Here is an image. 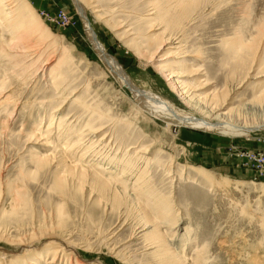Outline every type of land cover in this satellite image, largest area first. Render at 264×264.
I'll return each instance as SVG.
<instances>
[{
	"label": "rangeland",
	"instance_id": "1",
	"mask_svg": "<svg viewBox=\"0 0 264 264\" xmlns=\"http://www.w3.org/2000/svg\"><path fill=\"white\" fill-rule=\"evenodd\" d=\"M11 1L15 16L25 19L19 46L18 40L10 44V34L0 25V257H17L14 264H26L52 247L61 255L56 264H161L160 256L147 250L144 236L135 238L143 224L140 205L163 230L167 220L177 223L188 264H264V164L259 166L251 156L264 153V128L225 137L169 126L145 114L143 104L96 53L77 10L81 3L90 32L138 94L155 95L197 119L256 125L257 116L264 117V0H202L180 20L176 0ZM153 7L161 10L156 21L148 17ZM58 10L67 14L69 26L49 20ZM173 16L174 30L161 19ZM24 20L33 27L26 28ZM166 34L182 40L183 49L179 59L167 64L178 62V72L194 71L177 79L188 84L187 94L152 60L159 56L154 51ZM198 79L208 89L197 91ZM212 92L217 95L211 108L224 105L213 115L227 113L216 120L204 118V96ZM192 93L203 103L191 100ZM60 121L62 127L54 129ZM47 125L53 130L49 137L44 133ZM90 128L101 130L90 144L98 146L105 136L103 146L109 140L110 146L107 142L91 151L87 138L83 140L89 166L105 155L113 157L111 145L125 147L129 142L125 150L144 148L148 164L143 182L157 202L142 195L138 205L126 196L114 202L108 194L100 198L88 186L77 189L69 183L57 188L56 159L76 164L77 150L65 149ZM131 152L126 154L132 157ZM193 169L223 184L217 188L193 180ZM50 258L39 257L36 264H48Z\"/></svg>",
	"mask_w": 264,
	"mask_h": 264
},
{
	"label": "bare ground",
	"instance_id": "2",
	"mask_svg": "<svg viewBox=\"0 0 264 264\" xmlns=\"http://www.w3.org/2000/svg\"><path fill=\"white\" fill-rule=\"evenodd\" d=\"M148 1L152 2L153 0H147V2ZM176 1L178 2L177 4L181 5L180 7H178V5H177V7L179 8L180 11L181 10L182 11L181 12L179 11L180 14L177 15V18L174 17V16H173L174 18L170 19V20H167L165 18H161L162 19V23H164L163 21H165V24H163V25H165V27H166V24H167L168 27L172 26V28H173L174 25L176 24L175 22L177 21V20H175V18L180 20V19H184V17H187L188 15L190 16V10H189V14L186 16V13H188L186 9L191 8V11H192L193 10L192 8H194V10H195V7H197L202 0H176ZM153 2L155 4V0ZM174 3H175V1H174ZM20 6H22V5H20ZM81 7L84 10L83 5H81V3H79L78 6H77V10H78V12H79V14L81 16V20L83 21V23H84V25L86 27L88 38H89L91 44L93 45L94 49L96 50V53L98 54L100 59L103 61V63L107 66V68H109V70H111L113 72V75L117 78L119 83L121 85H123V86L128 87L133 92L134 97L136 96V99L140 102V104H141L140 106H142V104H143V109H144L145 114H147V115H149V116H151L153 118L162 120V121L166 122L167 125H169V126L170 125L171 126L174 125V126H178V127L192 128V129H197V130H201V131H209V132H213L215 134H218V135H221V136H225V137L226 136H229V137L248 136V134L253 129L264 128V117L258 118L260 116H257V121H256L257 124L256 125L255 124L254 125H251V124L248 125L247 123H243V124L241 123V124H237V125L235 124L234 125L233 123L229 124V121H225V122L224 121H219V122H222V123H213L211 121H206L204 119H197L193 115H183L181 112L179 113L172 106H170L167 102H165L164 100H162L161 98H159V97H157L155 95L148 94V93H140V94H138V92H136L137 90L133 89L129 78L121 71V68H119L118 65H116V62L111 57H109L107 55L104 47L99 42H97V40L94 37V35L90 32L89 28L86 25L87 21H86V19L84 17V12H83ZM167 9H164V10H167ZM175 9H176V6H175ZM160 11H157V9L155 7H153V9L151 10V14H149L148 17L149 16H153L154 19H155V18L159 17L160 14L158 12H160ZM168 12H169V10H168ZM24 13H23V15H25ZM27 13H28V11H27ZM191 14H192V12H191ZM168 15H167L166 18H170V17H168ZM146 17H147V15H146ZM160 17H162V16H160ZM23 19H25L24 16H23ZM23 19H22V17H19V14H18V17L15 16L14 1H11V0H0V25H4L3 27H5L6 32L10 34V40H11L10 44H12L13 43L12 41H14V40H18V39L22 40L23 39L22 38L23 35H21V33H20V29H22V25H23ZM151 19H153V18H151ZM154 19L152 21H154ZM156 20L157 19H155V21ZM187 20H188V18H187ZM187 20H186V22H187ZM24 21L27 22V24L25 23L26 28L31 26L30 23H32V22H33L32 24L36 23V19H34L32 22H29V24H28L29 20L28 21L24 20ZM190 22H191V20H190ZM162 23H161V25H162ZM40 25L41 24L38 25L39 29H41ZM157 25H158V22H157ZM36 26H34V27H36ZM31 27H33V26H31ZM175 28H176V26H175ZM175 28H173V30ZM29 29L32 30V28H29ZM34 32H35V30H34ZM28 33H29V30H28ZM31 34H33V33H31ZM172 34H174V33L172 32ZM165 36L166 37L162 38L161 39L162 41L159 42V44L157 45L156 50L154 51L155 53L152 52V53H154V55L155 54H159V56H157L156 59L154 58L152 60H155L154 61L155 63L156 62H160L161 66L160 67L156 66L158 71L162 70L161 72L163 74H166V75L168 73L167 77H165V78H168V80L171 81L172 85H175V84L179 85V89L181 91H183L182 94H184V91H186L185 94H187V92H188V89H187L188 86L187 85L188 84L187 85H183L185 83L182 84L183 81L179 82V80H177V79L184 78L188 74H189L188 76H190L194 71H182V72H180V70H179V72H178V71L175 70L177 68L178 69L180 68L178 62H173V63H171L172 65L167 64L166 61L168 59H172V58L179 59L180 54H182L179 51H182L183 49L180 50V45L182 44V40H179L178 42H176L178 40V38L176 36L168 35V34H166ZM29 37H30V33H29ZM152 37L153 36H150V39ZM134 40H135V38H134ZM6 42H8V41H6ZM19 42L20 41L18 40V43H17L18 46H19ZM22 45H21V47H22ZM235 50H238V49L235 48ZM183 55H184V53H183ZM180 60H182V59H180ZM47 65H49V64H47ZM182 67H183V65H182ZM198 84H199L198 85L199 89L197 91L206 90L209 87V85L207 83H205L204 81H201L200 79H198ZM177 85H175V86H177ZM197 91H193V92H197ZM192 94L188 95V96H191V100L192 99L193 100L194 99H198L197 102L203 103V101H202L203 98H199V96H197L195 94L192 95ZM180 95H181V93H180ZM216 95L217 94H213V92H212L211 94H207L206 96H204V99H206L205 100V103H206L205 104L206 105L205 108L209 110V111L208 110L206 111L207 115H206V117H204L205 119L212 120V117H215V120H216V119H219L220 117H224L227 114V113L226 114H221L219 116L213 115L216 110H218L219 108H220L219 110H221V109H223L222 107L224 106V105H219V106H222V107L218 106V108H217V106H216V108H211V106H212L211 103H213L214 100H216V99H214V98H216ZM141 101H142V103H141ZM208 106H210L211 109ZM214 106H212V107H214ZM57 110H59V109H57ZM239 110L240 109H238V112H239ZM230 112H232V111H230ZM99 119H100V117H99ZM66 120L67 119H63V121H66ZM68 120H69V118H68ZM61 121L58 122V124H56L57 126L54 129L59 130L62 127V122ZM52 126L53 125H51L49 127H52ZM47 127H48V125H47ZM49 127L44 132L46 137H49L51 132L53 131ZM64 127H65V125H64ZM100 132H101L100 129H93V128L87 129L83 133V136L80 134L81 137L80 138L78 137V141L74 140L76 143H74L73 145H70V146H69V144H67L68 146L66 147L65 150H68V152L71 151V150H74V149L77 150L76 154L79 155V156H77L79 159L76 162V164H73V165L66 164L62 159H60V157H59L58 160L56 159V168L57 167L59 168V170L57 171L58 172L57 173L58 176L56 178V186H57V188L63 190L64 186L69 183L71 185H75V186L77 185V187H76L77 189H80V188L83 189L84 187L88 186V188L90 189L91 193H93V192L95 193L96 192L97 194H101V196H99L100 198L103 197L104 194H108V195L111 196V199L114 202L116 201V199L119 198V196H126L128 200L130 199L132 202H134L136 205H138V204L142 203V201L140 203L137 202L138 198L140 197L139 195H142V197L144 196V198H146V200L151 202V203L152 202L153 203L157 202V201H155V199L157 198L156 195H155V198H154V196H152L154 192L153 193L151 192L152 193L151 194L150 191H149L150 189L148 188L149 189L148 190L146 188L147 186L149 187V185L145 186V183L143 182V181H145L144 180L145 176L143 178V174H146L144 171H145V168L147 167V164H148L147 163L148 162L147 159H145L143 157V155H146V152L142 151L144 148L143 149H138L136 147H131V148L125 150L127 148L126 146L128 145L129 142L125 145V147L122 146L121 144H120V147L119 146L117 147V144H116V146L111 145L110 152L113 149V151L111 152V153L114 152V156L113 157L104 158L106 156L105 155L102 160H100L96 164L94 162H92L93 164L92 165L90 164V166H89V162L88 163L86 162V161L89 160V158H88V160L85 161V156L88 154V152H87L88 149L89 148L90 149L91 148L94 149V148H97L98 146L102 147L103 146V141L106 140L105 136H103V137L101 136L100 137L101 139L97 143L98 146H96V145L93 146L92 144H90V143H92L91 141H93V138L95 136H98V134ZM75 133H77V132H75ZM77 136L78 135H76V137ZM86 138H87V143L90 144L88 146L89 147L88 149L85 148L84 146H82V141L85 140ZM43 140H45V144L48 145V142H49L48 138H44ZM109 141H107L108 145L110 144ZM80 142H81V144H80ZM107 142H106V144H104V146L107 145ZM65 143H68V142H65ZM72 143H73V141H72ZM72 143L70 142V144H72ZM73 147H74V149H72ZM91 151H92V149H91ZM131 151H134V153L132 154L133 155L132 157L129 154H126L127 152H131ZM72 152H74V151H72ZM89 153H90V151H89ZM89 156H87V157H89ZM93 156H94V154H93ZM96 159H98V158H96ZM38 162L39 163L40 162L43 163L44 161L42 159H39ZM84 162H86L87 165H85ZM101 170H103L104 173L105 172H107V173L104 174V173H102L103 171H101ZM192 172L194 174V175L191 176V178L193 180L195 179V180L204 182V184H208L211 187H217L218 188V187H220L223 184V183L221 184L220 181H213V179L209 175H206L202 170H194ZM147 190L149 192H147ZM151 190H152V188H151ZM151 197H153L154 199L150 201ZM140 200H143V199H140ZM14 202H16V201H14ZM149 202H147V203L149 204ZM158 204H160V203H158ZM15 205H17V204H15ZM154 205H156V204H154ZM159 206L157 205L156 207H159ZM138 208H139L138 211L140 213V216H139L140 217V221L144 225L142 224V227L138 226L139 230L140 229L141 230L135 236V238H137V240H139V239L141 240V238L144 236L143 238L148 241V242H146L144 240L147 243V250L152 251V254H155V255L157 254L158 256H160V263L161 264H188L187 261L185 260L184 256L182 255L183 253H185L184 249H183V247L182 248L180 247L181 245H179L180 240H179V237H177V231H178L177 230V223H174L172 221L167 220L165 230H163L162 227L159 226V224L156 225V223H154V220H153L154 218L151 217V215H150L151 213L150 212H149L150 214L148 215L145 212L143 207H141L139 205ZM160 208H158V209H160ZM155 209H157V208H155ZM155 209H154V211H156ZM167 210H168V208H167ZM156 212L158 214V211H156ZM166 212L167 211H165L164 213H166ZM152 216H153V214H152ZM173 220H174V218H173ZM162 223H164V222H162ZM145 236H147V239H146ZM29 248H30V246H29ZM45 249H46V252L44 254H42V255L38 254L35 257V260H30L26 264H36L37 263L36 261H39V257H42V256L45 259L48 256L51 257L50 258V263H48V264H56L57 258H59L61 256L60 254H58V253H60L59 249L58 250L56 248L53 249L52 247H47ZM61 252H63V250ZM113 254H116V253L114 252ZM0 258L3 259L2 260L3 262L1 261V264H14V263L17 262L16 259H18L17 257H11V256H8V255L7 256L1 255ZM13 258H15V259L13 260ZM197 262L198 261H196V264H197ZM76 264H81V263H78L76 261ZM91 264H95V263H91Z\"/></svg>",
	"mask_w": 264,
	"mask_h": 264
},
{
	"label": "built area",
	"instance_id": "3",
	"mask_svg": "<svg viewBox=\"0 0 264 264\" xmlns=\"http://www.w3.org/2000/svg\"><path fill=\"white\" fill-rule=\"evenodd\" d=\"M49 20L59 26H69V24L71 23V20L68 18L67 14L61 10H58L56 13L54 14H49L48 15ZM252 158L254 159V161L261 166L262 164H264V153L260 154L258 152L256 153H251Z\"/></svg>",
	"mask_w": 264,
	"mask_h": 264
}]
</instances>
